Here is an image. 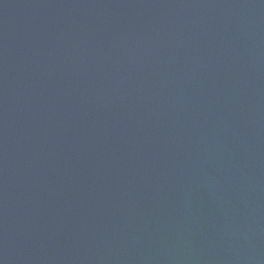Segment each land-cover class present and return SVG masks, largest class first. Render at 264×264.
Returning <instances> with one entry per match:
<instances>
[{
    "label": "water",
    "instance_id": "water-1",
    "mask_svg": "<svg viewBox=\"0 0 264 264\" xmlns=\"http://www.w3.org/2000/svg\"><path fill=\"white\" fill-rule=\"evenodd\" d=\"M0 264H264V0H0Z\"/></svg>",
    "mask_w": 264,
    "mask_h": 264
}]
</instances>
